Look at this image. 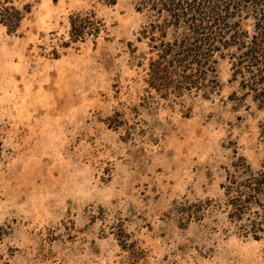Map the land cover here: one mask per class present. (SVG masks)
<instances>
[{
  "label": "rangeland",
  "instance_id": "1",
  "mask_svg": "<svg viewBox=\"0 0 264 264\" xmlns=\"http://www.w3.org/2000/svg\"><path fill=\"white\" fill-rule=\"evenodd\" d=\"M181 1L0 23V264H264V0Z\"/></svg>",
  "mask_w": 264,
  "mask_h": 264
},
{
  "label": "trees",
  "instance_id": "2",
  "mask_svg": "<svg viewBox=\"0 0 264 264\" xmlns=\"http://www.w3.org/2000/svg\"><path fill=\"white\" fill-rule=\"evenodd\" d=\"M19 1L20 0H0V23L5 25L9 31H15L20 25L25 13L29 11V6L27 4L23 6H19L17 4L19 3ZM191 1L193 2V0ZM209 1L213 2V4L208 3V6H206V8L209 7V10H210L209 12L211 13V15H209L208 11H205L203 13L204 17L201 16L200 20L202 19L205 22V24H203V26H200V24L195 26L194 29L197 33H205L204 30H206L207 32H211L213 28H215L216 25L223 22V19H224L223 16L225 14L221 15L222 10L217 8L216 7L217 5L214 4V1L216 2H219V1L218 0H209ZM169 3L171 6L180 5L179 0H169ZM182 3H183L182 6H185L186 4L187 6L193 5L192 3L190 4L188 0H184ZM99 25H101V22L94 15L85 14L84 16H81L80 13H75L73 17H71V38L72 40L76 41L79 38H82L85 32H88V29H92L89 31H94L92 33L97 34L99 32L98 30ZM200 41L201 42L203 41L204 43L208 42V44H210L209 38L200 39Z\"/></svg>",
  "mask_w": 264,
  "mask_h": 264
}]
</instances>
